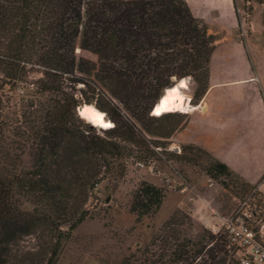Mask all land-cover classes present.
Listing matches in <instances>:
<instances>
[{"label": "trees", "instance_id": "1", "mask_svg": "<svg viewBox=\"0 0 264 264\" xmlns=\"http://www.w3.org/2000/svg\"><path fill=\"white\" fill-rule=\"evenodd\" d=\"M241 1L246 16L251 3L264 5ZM261 24L264 47V13ZM213 43L183 0H0V264H57L76 227L98 218L96 187L120 179L128 159L194 167L234 197L256 191L264 174L250 185L201 147L165 150L187 116L163 107L197 104ZM80 54L97 62L74 64ZM184 78L194 85L191 99ZM19 86L30 93L8 119L3 90ZM91 101L113 124L101 134L75 113ZM163 198L141 181L128 212L138 223ZM26 238L33 247L19 249ZM236 251L224 229L196 235L190 216L175 211L118 264H240Z\"/></svg>", "mask_w": 264, "mask_h": 264}, {"label": "crops", "instance_id": "2", "mask_svg": "<svg viewBox=\"0 0 264 264\" xmlns=\"http://www.w3.org/2000/svg\"><path fill=\"white\" fill-rule=\"evenodd\" d=\"M183 1L191 15L214 36V43L208 59L206 89L187 113L186 124L166 142L170 148L187 144L201 147L253 185L264 174V5L251 3L252 10L244 23L245 4L241 0ZM255 8L261 10L257 43L252 39L251 16ZM199 179H203L201 185L189 187L186 208L196 225L216 231L215 225L223 218H211L209 214L214 209L206 190L212 183L202 176ZM256 191L264 197V178Z\"/></svg>", "mask_w": 264, "mask_h": 264}, {"label": "rangeland", "instance_id": "3", "mask_svg": "<svg viewBox=\"0 0 264 264\" xmlns=\"http://www.w3.org/2000/svg\"><path fill=\"white\" fill-rule=\"evenodd\" d=\"M260 11L259 8H255L251 16L254 28L252 36L254 43L260 40V36L257 34V28L260 24ZM247 19L248 17L243 12L242 22L246 23ZM78 58H81L84 62H97V59L80 54L73 55L74 64ZM84 62L82 65L85 64ZM72 72H74V67ZM185 79L187 80L186 86L188 84L189 86L184 90V93L191 99L194 85L189 78ZM23 88L19 86L15 89L3 90V114L6 118L13 120L22 109L26 99L24 95L30 93V90ZM79 89H83V86L77 85L76 90ZM75 93L78 95V92ZM85 105H92L97 109L94 101ZM190 107L192 108V105ZM191 108L182 112L167 113L188 116L187 113ZM105 119L109 121L106 115ZM94 131L101 134V130L97 128H94ZM155 150L161 151L160 148H155ZM165 150L177 154L179 146L170 148L167 145ZM163 158L161 157L160 161H152L149 166H142L128 159L125 164V173L120 179L106 180L100 183L96 187L95 197L97 200L92 204L94 206L93 211L98 215V218L86 219L76 227L72 232L71 239L64 245L57 264H118L123 256L144 244L151 232L155 231L173 212L179 211L189 215L186 208L189 187L191 185H201L203 179L199 178L201 176L206 177L194 167L176 163L173 160L164 161ZM23 163L24 166H27L25 156L23 157ZM141 181L161 188L164 191V198L154 215L143 217L138 223H135L134 216L128 212V205L131 192ZM209 182L212 185L207 187L206 195L209 197L210 205L214 209L212 213L209 212L211 218L220 216L225 219L233 212L243 209L249 215L247 222L249 228L259 240L264 241V197L254 190L240 193L234 197L223 190L216 182L212 180H209ZM211 222L215 221L212 219ZM215 226L217 230L211 232L215 233L222 230L223 221ZM201 228L204 227L194 223V233L196 235L200 234ZM33 245V239L26 238L18 244V248L30 249ZM235 256L241 257V251H236Z\"/></svg>", "mask_w": 264, "mask_h": 264}, {"label": "built area", "instance_id": "4", "mask_svg": "<svg viewBox=\"0 0 264 264\" xmlns=\"http://www.w3.org/2000/svg\"><path fill=\"white\" fill-rule=\"evenodd\" d=\"M249 215L242 210L223 219V229L231 244L241 251L240 264H264V241L258 240L249 228Z\"/></svg>", "mask_w": 264, "mask_h": 264}, {"label": "bare ground", "instance_id": "5", "mask_svg": "<svg viewBox=\"0 0 264 264\" xmlns=\"http://www.w3.org/2000/svg\"><path fill=\"white\" fill-rule=\"evenodd\" d=\"M160 107H162V106L160 105ZM188 108H191V107L185 106L182 104H174V105H165L163 107V110H165V111H181L182 112ZM81 116L83 118H85L87 120V122H89L90 125H92L93 127H97V128L103 129V130L111 127L110 122L105 119V116L103 115V113L100 112L99 110H97L96 108H94L92 105H84L83 109H82Z\"/></svg>", "mask_w": 264, "mask_h": 264}, {"label": "water", "instance_id": "6", "mask_svg": "<svg viewBox=\"0 0 264 264\" xmlns=\"http://www.w3.org/2000/svg\"><path fill=\"white\" fill-rule=\"evenodd\" d=\"M162 93H163V92H162ZM157 102H158V100H157ZM157 102H156V103H157ZM156 103H155V104H156ZM155 104H153V105L151 106V108H150V110H149V113L152 111V108L154 107ZM83 106H84V104H83V105H79V106H77V107L75 108V113H76V115L78 116L79 119H81L84 123H86V124H88L89 126H91L90 123L87 122V120L81 116ZM103 115L105 116L104 113H103ZM149 115L152 116L151 114H149ZM110 125H111V127L113 126V124H112L111 122H110ZM91 127H93V126H91ZM111 127H110V128H111ZM94 128H97V127H94ZM97 129L103 131V129H100V128H97Z\"/></svg>", "mask_w": 264, "mask_h": 264}]
</instances>
